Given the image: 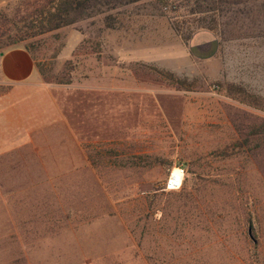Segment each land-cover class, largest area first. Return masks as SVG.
<instances>
[{"label": "rangeland", "instance_id": "1", "mask_svg": "<svg viewBox=\"0 0 264 264\" xmlns=\"http://www.w3.org/2000/svg\"><path fill=\"white\" fill-rule=\"evenodd\" d=\"M183 1L5 46L35 0H0V54H30L65 123L36 137L57 161L0 164V264H264V33L195 31L214 16Z\"/></svg>", "mask_w": 264, "mask_h": 264}, {"label": "trees", "instance_id": "2", "mask_svg": "<svg viewBox=\"0 0 264 264\" xmlns=\"http://www.w3.org/2000/svg\"><path fill=\"white\" fill-rule=\"evenodd\" d=\"M142 1L148 0H35L33 8L25 7L22 10L19 6L15 8L13 21L10 22L15 32L1 44L14 45L27 38L45 35L79 21L112 13L124 6ZM178 7L183 9L187 15L201 17L213 15L210 26H198L195 31L207 30L216 38L225 33L230 35L233 31L231 27L238 25L237 30H241L240 38L243 35L249 37L255 33L258 34L259 31L264 33V0H184ZM176 10L177 6L173 5L167 13H175ZM228 13L231 14L228 21L224 24L219 22L220 17ZM177 16L174 14L169 17L171 20ZM242 18L246 21L245 24ZM235 146L240 148L241 145L237 142L232 144V148ZM182 184L181 192L184 193L188 190V186L185 180Z\"/></svg>", "mask_w": 264, "mask_h": 264}, {"label": "crops", "instance_id": "3", "mask_svg": "<svg viewBox=\"0 0 264 264\" xmlns=\"http://www.w3.org/2000/svg\"><path fill=\"white\" fill-rule=\"evenodd\" d=\"M16 63H24L27 73L19 74ZM0 82L9 88L0 95V164L57 161L51 154L55 152L41 148L36 137L46 136L48 128L64 127L65 123L25 49L11 48L0 55Z\"/></svg>", "mask_w": 264, "mask_h": 264}, {"label": "built area", "instance_id": "4", "mask_svg": "<svg viewBox=\"0 0 264 264\" xmlns=\"http://www.w3.org/2000/svg\"><path fill=\"white\" fill-rule=\"evenodd\" d=\"M186 170L183 165L173 167L162 184L164 191H177L181 188Z\"/></svg>", "mask_w": 264, "mask_h": 264}, {"label": "water", "instance_id": "5", "mask_svg": "<svg viewBox=\"0 0 264 264\" xmlns=\"http://www.w3.org/2000/svg\"><path fill=\"white\" fill-rule=\"evenodd\" d=\"M0 55H2V54H0ZM249 236H250V238H251L250 229H249Z\"/></svg>", "mask_w": 264, "mask_h": 264}]
</instances>
